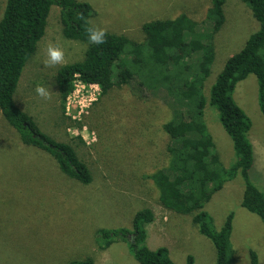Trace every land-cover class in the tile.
Returning a JSON list of instances; mask_svg holds the SVG:
<instances>
[{"label":"rangeland","instance_id":"374dc122","mask_svg":"<svg viewBox=\"0 0 264 264\" xmlns=\"http://www.w3.org/2000/svg\"><path fill=\"white\" fill-rule=\"evenodd\" d=\"M79 1L93 6L96 13L90 23L137 41L144 40L142 31L147 23L174 19L179 13L193 10H199L201 20L211 6V0ZM5 2L0 0V17ZM224 14L226 22L215 38V60L207 92L228 58L259 30L252 12L241 0H230ZM49 42L64 48L63 65L44 66L43 49ZM86 50V45L63 37L60 9L54 8L47 35L27 63L15 98L18 107L44 134L57 143L79 147V155L85 157L94 173L93 184L83 186L70 179L49 153L26 145L0 111V264H139L122 240L102 251L98 232H130L135 215L144 209L155 214V221L145 229L150 250L168 249L176 264H186L189 256L195 259L194 264H215L213 244L193 227L191 217L166 211L146 177L165 164L167 140L161 125L170 119L171 109L163 97L156 100L144 90L146 96L141 98L134 84L133 89L107 94L98 107L84 109L80 118L68 112L67 102L63 107L56 83L57 70L82 62ZM38 84L50 87L51 100L36 95ZM258 89L257 78L250 76L238 85L234 96L253 123L249 138L255 161L250 182L264 192V116L259 108ZM205 122L222 164L232 167L236 161L233 143L213 107L206 108ZM244 182L239 173L214 195L205 211L217 229L232 217L230 242L235 251L234 264H251L250 251H255L259 263L264 264V224L242 207Z\"/></svg>","mask_w":264,"mask_h":264},{"label":"trees","instance_id":"16d2710c","mask_svg":"<svg viewBox=\"0 0 264 264\" xmlns=\"http://www.w3.org/2000/svg\"><path fill=\"white\" fill-rule=\"evenodd\" d=\"M229 1L211 0L201 20H198L199 10H193L179 13L174 19L147 23L143 26V41L107 32L106 43L100 46L88 43L86 25L78 19L83 15L90 22L95 15L88 2L6 0L0 17V111L3 119L26 145L49 153L62 173L83 186L93 184L94 173L85 157L79 155V147L52 140L16 104L22 73L47 35L53 9H60L63 37L87 46L82 62L57 70L56 83L64 108L77 79L83 84L100 87V98L93 107H98L107 94L133 89L134 84L141 98L146 96L145 90L156 100L164 99L171 109L170 119L161 125L167 140L165 164L146 177L157 191L159 204L171 214L191 217L193 227L213 244L215 264L235 262L230 242L232 217L217 229L205 207L239 173L245 181L242 207L264 224V192L250 182L255 161L249 138L253 123L234 96L239 84L255 76L259 85V108L264 116V0H241L252 12L259 30L238 53L228 58L217 80L206 91L215 60V38L226 22L224 8ZM208 106L218 113L220 125L233 143L236 161L232 167L222 164L215 139L205 122ZM63 111L65 113V109ZM154 221V212L144 209L135 215L134 229L130 232L100 230L101 250L106 251L122 240L139 264H176L168 249L153 251L146 246L145 229ZM250 260L251 264H260L255 251H250ZM194 262L189 256L186 264Z\"/></svg>","mask_w":264,"mask_h":264},{"label":"clouds","instance_id":"9594fccd","mask_svg":"<svg viewBox=\"0 0 264 264\" xmlns=\"http://www.w3.org/2000/svg\"><path fill=\"white\" fill-rule=\"evenodd\" d=\"M78 19L83 21L86 25L85 34L89 44L100 46L106 43V29L90 23L83 15H79ZM43 51L46 56V59L44 60L45 67H54L57 65H63L65 63V50L59 44L49 42ZM35 93L38 97L45 101L51 100L53 95V93L50 91V87L39 84L35 87Z\"/></svg>","mask_w":264,"mask_h":264},{"label":"built area","instance_id":"2783aa9c","mask_svg":"<svg viewBox=\"0 0 264 264\" xmlns=\"http://www.w3.org/2000/svg\"><path fill=\"white\" fill-rule=\"evenodd\" d=\"M101 95V89L97 85H86L76 80L74 91L67 100V110L74 112L80 118L84 109H88L98 101ZM88 103V105L86 104ZM76 120V117H73Z\"/></svg>","mask_w":264,"mask_h":264},{"label":"crops","instance_id":"0c3cea01","mask_svg":"<svg viewBox=\"0 0 264 264\" xmlns=\"http://www.w3.org/2000/svg\"><path fill=\"white\" fill-rule=\"evenodd\" d=\"M8 125V124H7ZM9 126V125H8Z\"/></svg>","mask_w":264,"mask_h":264}]
</instances>
